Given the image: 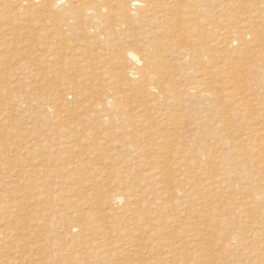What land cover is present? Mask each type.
<instances>
[{
  "label": "rangeland",
  "instance_id": "1",
  "mask_svg": "<svg viewBox=\"0 0 264 264\" xmlns=\"http://www.w3.org/2000/svg\"><path fill=\"white\" fill-rule=\"evenodd\" d=\"M142 1L0 0V264H264V0Z\"/></svg>",
  "mask_w": 264,
  "mask_h": 264
},
{
  "label": "bare ground",
  "instance_id": "2",
  "mask_svg": "<svg viewBox=\"0 0 264 264\" xmlns=\"http://www.w3.org/2000/svg\"><path fill=\"white\" fill-rule=\"evenodd\" d=\"M129 1V0H128ZM65 2H66V0H65ZM64 2V0H56V2L54 3V5L55 6H61L63 3H65ZM118 4H121L122 5V7H121V9H123L124 7H125V4L127 5V8H133V9H137V8H140V7H143L144 6V4H143V1L142 0H130V2H127L126 0H118V2H117ZM128 4H129V6H128ZM96 7L97 6H87L86 7V11H87V13L88 14H90V13H93V12H95V10H97L96 9ZM128 61H129V63L133 66V69L134 70H137V67L139 66V65H141V61H140V58L137 56V55H135L134 53H129L128 54ZM130 74L132 75V76H135V75H137V73L135 72V71H131L130 72ZM144 79L145 80H147L148 79V72H146L145 74H144ZM238 83V82H237ZM241 86V85H240ZM239 86V87H240ZM30 199V198H29ZM28 200V199H27ZM32 200V199H31ZM25 204H26V202H24ZM29 203H30V201H29ZM33 203V202H32ZM29 205V204H28ZM31 205V204H30ZM29 205V206H30ZM26 206V205H25ZM208 227V226H207ZM207 227L205 228V229H207ZM90 242H92V241H90ZM87 246V245H86ZM90 246V245H89ZM88 246V247H89ZM84 249H86V248H83V250ZM85 251H89V250H84V252ZM89 253V252H88ZM88 253L87 252H85V254L86 255H88ZM104 253V252H103ZM90 254V253H89ZM107 254V253H106ZM105 254V255H106ZM108 255H110L109 253H108ZM104 256V255H103ZM105 257V256H104ZM79 260H82V258L80 257V259Z\"/></svg>",
  "mask_w": 264,
  "mask_h": 264
}]
</instances>
